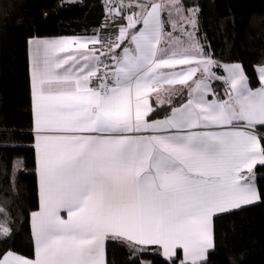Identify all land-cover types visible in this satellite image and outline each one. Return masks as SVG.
I'll list each match as a JSON object with an SVG mask.
<instances>
[{
	"label": "snow or ice",
	"instance_id": "snow-or-ice-1",
	"mask_svg": "<svg viewBox=\"0 0 264 264\" xmlns=\"http://www.w3.org/2000/svg\"><path fill=\"white\" fill-rule=\"evenodd\" d=\"M196 11L185 15L181 0H116L114 35L30 41L34 254L0 250V264H108L109 240L207 264L214 218L262 200L254 169L264 166V64L259 87L239 63L218 76L195 38ZM162 91L186 98L152 119ZM11 234L0 207V238Z\"/></svg>",
	"mask_w": 264,
	"mask_h": 264
},
{
	"label": "trees",
	"instance_id": "trees-1",
	"mask_svg": "<svg viewBox=\"0 0 264 264\" xmlns=\"http://www.w3.org/2000/svg\"><path fill=\"white\" fill-rule=\"evenodd\" d=\"M105 2L0 0V207L9 214L12 227L10 237L0 238V250L28 257L34 253L29 216L37 209L38 198L27 41L108 29L114 35ZM181 4L185 10H197L195 35L204 53L217 63L239 62L250 86L257 87L255 66L264 64V0H181ZM220 87V81H213L221 97ZM179 101L172 100V106ZM153 107L157 114L152 119L170 111L167 103ZM256 127L264 135V126ZM254 171L256 187L264 193V166L257 165ZM214 244L207 264H264V197L216 216ZM106 258L108 264H172L156 246L133 248L111 240L106 242Z\"/></svg>",
	"mask_w": 264,
	"mask_h": 264
},
{
	"label": "crops",
	"instance_id": "crops-1",
	"mask_svg": "<svg viewBox=\"0 0 264 264\" xmlns=\"http://www.w3.org/2000/svg\"><path fill=\"white\" fill-rule=\"evenodd\" d=\"M113 3L116 2V0H112ZM129 2H135V0H124V3L127 4ZM125 14H129V13H125ZM188 12L187 10H185V15H187ZM108 15V13H107ZM166 15V13H165ZM109 17V16H108ZM114 27V26H113ZM189 32L193 31L191 27H188L187 29ZM166 31H171V28H167ZM94 35H97V34H92V35H80V36H77V35H68V36H56V37H49V36H44V37H32L30 39H28L27 43H28V47H27V55H28V67H29V78H30V90H31V102H32V114H33V97H32V81H31V69H32V45L30 44V41L33 40V39H54V38H63V37H79V38H87V37H92ZM99 35V34H98ZM174 35H178V33H174ZM195 38L197 39V35H195ZM198 40V39H197ZM199 42V41H198ZM99 48V45L97 46ZM102 50V49H101ZM204 52V51H203ZM206 54V53H205ZM207 55V54H206ZM208 56V55H207ZM209 57V56H208ZM213 61H215L213 58H211ZM216 62V61H215ZM235 62H225V63H217L218 65H220L221 67H216L213 69V71H215L217 73L218 76H223V75H226V73L224 72L223 70V65H227V64H234ZM239 63V62H237ZM240 64V63H239ZM258 66H255V70L257 69ZM256 76H257V79H258V73L256 71ZM221 82V89H222V93H223V96H219L220 98H225L224 97V93H225V90H226V85L222 82ZM212 87H213V82H212ZM259 87V85L257 86ZM255 88V87H253ZM214 89V88H213ZM215 90V89H214ZM216 91V90H215ZM217 92V91H216ZM219 95V93H217ZM186 98V93H184V95H181V96H172V97H169L167 93L165 92H161L160 93V99L165 101V104L167 103V101L169 99L174 100V99H178V104L174 105V106H179L180 103H182L184 101V99ZM151 101L153 103V106H157L155 101H156V97L153 96L151 98ZM164 116L162 117H155V119H162ZM32 126H33V138H34V115L32 117ZM256 132L258 134H261L259 132V130L257 129L256 127ZM34 144H35V140L33 141V149L35 150V147H34ZM35 162H36V152H35ZM35 174H37V163H36V169H35ZM36 186H37V198H38V207H39V184H38V175H37V183H36ZM255 203V202H254ZM253 203V204H254ZM37 207V209H38ZM243 207V206H242ZM36 209V210H37ZM35 210V211H36ZM34 212V211H33ZM32 213V212H31ZM29 222H30V234L32 235L31 233V214L29 216ZM32 242H33V237H32ZM33 246H34V242H33ZM158 252L159 249L157 248ZM34 254V253H33ZM160 254L162 255V253L160 252ZM181 256H182V252H181Z\"/></svg>",
	"mask_w": 264,
	"mask_h": 264
},
{
	"label": "built area",
	"instance_id": "built-area-1",
	"mask_svg": "<svg viewBox=\"0 0 264 264\" xmlns=\"http://www.w3.org/2000/svg\"><path fill=\"white\" fill-rule=\"evenodd\" d=\"M105 3H106V12L108 13V6L110 3H113V2H112V0H106ZM108 22H110L109 17H108ZM110 35H113V33L110 29H108V30L104 31L103 33H100L99 37H101L103 40V38L108 37Z\"/></svg>",
	"mask_w": 264,
	"mask_h": 264
},
{
	"label": "rangeland",
	"instance_id": "rangeland-1",
	"mask_svg": "<svg viewBox=\"0 0 264 264\" xmlns=\"http://www.w3.org/2000/svg\"><path fill=\"white\" fill-rule=\"evenodd\" d=\"M73 1H75V0H73ZM254 183H255V180H254ZM143 264H148V262L147 261H143Z\"/></svg>",
	"mask_w": 264,
	"mask_h": 264
}]
</instances>
